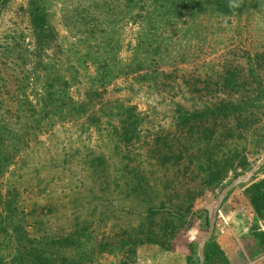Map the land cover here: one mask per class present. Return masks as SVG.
Wrapping results in <instances>:
<instances>
[{
  "label": "rangeland",
  "instance_id": "rangeland-1",
  "mask_svg": "<svg viewBox=\"0 0 264 264\" xmlns=\"http://www.w3.org/2000/svg\"><path fill=\"white\" fill-rule=\"evenodd\" d=\"M204 1L206 12L189 18L171 0H43L56 37L40 48L27 0H0V132L15 151L0 176V264H30V252L195 264L221 192L264 157V0H236L241 11L225 15ZM229 72L235 98L251 101L238 120L214 134L212 119L182 120L232 99V86L221 89ZM45 90L61 93V112L42 110ZM189 133L205 137L210 158L185 142ZM222 161L219 186L204 185ZM263 172L264 161L226 193L214 227L230 197L258 218L239 192ZM184 197L189 211L173 220ZM65 236L81 244L51 245Z\"/></svg>",
  "mask_w": 264,
  "mask_h": 264
},
{
  "label": "trees",
  "instance_id": "trees-1",
  "mask_svg": "<svg viewBox=\"0 0 264 264\" xmlns=\"http://www.w3.org/2000/svg\"><path fill=\"white\" fill-rule=\"evenodd\" d=\"M160 0H150V4L157 5ZM170 1V0H167ZM208 2H213L212 5V13L215 14H230L232 12L239 13L241 11V6H237L234 1L236 0H231L232 2H225L223 0H207ZM193 0H171V3L173 4L174 11H183L186 13V15L189 16V18H194L197 14H202L205 13V4L206 3L204 0L200 3L197 4H192ZM27 7H28V17H29V22L30 26L35 32L38 37H37V44L40 48H43L44 46L49 45L50 41L56 37V33L54 31V28L50 23L48 22L47 19V13H46V8L44 6L43 0H27ZM228 76H225L222 80V88L221 89H229L230 86H232L230 89L235 90L233 93V97L231 100L225 101V100H220L218 102H215L214 104L206 105L203 106L201 110L198 112H193L190 114H185L182 116V120L185 122L192 121L195 119L196 121H201V120H211V124L209 127V131H211L212 134H214L219 127L218 122H221L222 120H231L233 122H236L235 120H238V116L240 113L244 110H247V106L245 105L246 102H249L248 104H251V101L249 100H244L245 98L241 97L240 99L237 100L235 98V93H237L236 88V77L231 74L230 72L227 74ZM232 75V76H231ZM52 80H49L48 88L52 87L53 85L51 84ZM229 86V87H228ZM45 95L42 98L43 101V111H46L48 107H55L58 112L62 111V108L60 106H53L56 101H61V93L58 95L59 97H56L57 93H51L49 90H45ZM70 101L71 107H74L75 110H80L82 107L80 105H75L76 103H72ZM45 113V112H43ZM47 113V112H46ZM179 113H182L181 111ZM52 114V113H51ZM33 123L38 126V120H33ZM217 123V124H216ZM0 130H1V120H0ZM2 133L0 132V176H2L8 169L11 160L10 158L13 157L15 154V151L13 150V145H12V140L8 141V144H4L2 141ZM216 137L215 140L217 141ZM191 139V140H190ZM205 137H202V135H193L192 133H189L188 138L184 139L185 142L187 143L190 140L191 145H194V147L199 148L198 150H202V152L206 155L209 156L208 152L203 149L202 147L207 143L205 140ZM7 147H10L12 149V152L8 154V149ZM192 147V146H191ZM212 157V156H211ZM210 158V156H209ZM227 165L229 164V160H223ZM222 163H217L213 162L212 166L216 170H212V173L209 174L206 182H204V185H207L208 187H215L219 186V182L223 180L225 174L220 176V173L218 170L222 168L223 165ZM218 165H221L219 167ZM242 194L248 199V201L251 203L253 211L255 215L264 221V179L256 181L251 183L246 189L243 190ZM190 200L193 201V197L190 198L189 200L186 199L185 197L183 200H181L180 205L177 206L176 212H169L168 215L172 218L173 220H178L183 217V213L186 211H189L188 208H190L189 203ZM188 206L187 208H184V206ZM157 211L151 210L152 215H154ZM157 212L156 215H159ZM209 220V218H208ZM157 233V232H156ZM78 239L79 236L75 235ZM254 237L258 240L259 244V250L260 245H261V240L259 237L254 234ZM48 241V240H46ZM148 243H154L155 241L148 238ZM33 241L30 240V243ZM33 243H36L35 247H38L41 245L39 242L35 241ZM32 243V244H33ZM50 243V242H49ZM156 243V242H155ZM81 244L80 241L76 240L75 238L72 239L71 236H65V237H58L54 240L51 241V245L58 246L60 248H65L69 246L70 248L73 247V249H76L79 247ZM207 245V244H206ZM32 247V246H31ZM262 252V250H260ZM56 252H53L51 259H46V258H41L37 256H33L30 252V257H31V262L30 264H78L83 259L84 254L79 253V255L75 256V253L72 255H61L58 256ZM53 258V259H52ZM205 259V258H204ZM195 264H198V258L196 257V262ZM205 264V261H204Z\"/></svg>",
  "mask_w": 264,
  "mask_h": 264
},
{
  "label": "crops",
  "instance_id": "crops-1",
  "mask_svg": "<svg viewBox=\"0 0 264 264\" xmlns=\"http://www.w3.org/2000/svg\"><path fill=\"white\" fill-rule=\"evenodd\" d=\"M218 214L211 242L204 247L205 264H264V222L250 216L247 205H234L231 197ZM254 234L261 240L262 252Z\"/></svg>",
  "mask_w": 264,
  "mask_h": 264
},
{
  "label": "water",
  "instance_id": "water-1",
  "mask_svg": "<svg viewBox=\"0 0 264 264\" xmlns=\"http://www.w3.org/2000/svg\"><path fill=\"white\" fill-rule=\"evenodd\" d=\"M263 161H264V157L260 160V162L258 163L257 167H255L253 169V171H251L250 174H248L244 178H238L237 180L233 181L231 184H229L221 192L220 197H219L218 201L216 202V204H215V206L213 208L212 217H211L210 226H209V230H208L207 236L202 240V242H201V244L199 246V250H198L199 263L198 264H203L204 245H205V243L207 242V240L210 238V236L212 234V230H213V227H214L215 216L217 214V211H218V208L220 206L221 200L224 198V196L226 195L227 192H229L230 190H232L233 188H235L238 184L244 182L245 181V178L250 177L256 170H258L259 165H261Z\"/></svg>",
  "mask_w": 264,
  "mask_h": 264
}]
</instances>
